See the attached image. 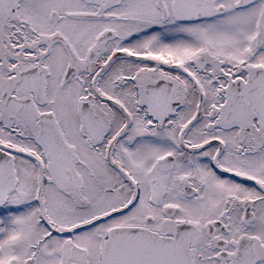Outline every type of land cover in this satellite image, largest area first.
Listing matches in <instances>:
<instances>
[{
	"label": "snow or ice",
	"instance_id": "1",
	"mask_svg": "<svg viewBox=\"0 0 264 264\" xmlns=\"http://www.w3.org/2000/svg\"><path fill=\"white\" fill-rule=\"evenodd\" d=\"M0 264H264V0H0Z\"/></svg>",
	"mask_w": 264,
	"mask_h": 264
}]
</instances>
